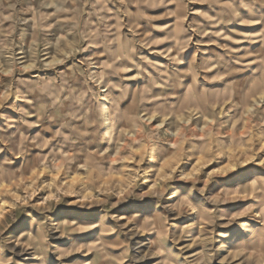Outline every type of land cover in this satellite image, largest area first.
I'll use <instances>...</instances> for the list:
<instances>
[{
  "label": "rangeland",
  "instance_id": "1",
  "mask_svg": "<svg viewBox=\"0 0 264 264\" xmlns=\"http://www.w3.org/2000/svg\"><path fill=\"white\" fill-rule=\"evenodd\" d=\"M0 264H264V0H0Z\"/></svg>",
  "mask_w": 264,
  "mask_h": 264
}]
</instances>
